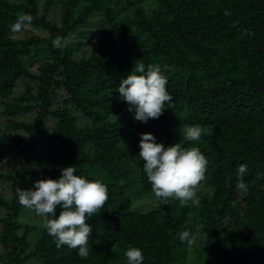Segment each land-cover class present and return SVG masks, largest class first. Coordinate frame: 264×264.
<instances>
[{
	"label": "trees",
	"instance_id": "trees-1",
	"mask_svg": "<svg viewBox=\"0 0 264 264\" xmlns=\"http://www.w3.org/2000/svg\"><path fill=\"white\" fill-rule=\"evenodd\" d=\"M57 5L53 23L46 14ZM23 13L41 32L11 31ZM92 16L97 25L86 31ZM74 33L91 35L65 43ZM93 40L90 53L75 55ZM140 63L161 67L172 96L146 123L117 91ZM192 125L205 130L198 141L179 134ZM144 132L206 156L198 205L173 198L133 207L157 200L138 156ZM241 164L246 194L237 188ZM68 166L108 188L88 220L87 258L58 248L44 217L17 195ZM0 185V264H118L116 244L121 264L130 246L142 250V264H175L187 253L179 235L195 226L200 264H264V0H0Z\"/></svg>",
	"mask_w": 264,
	"mask_h": 264
},
{
	"label": "clouds",
	"instance_id": "clouds-1",
	"mask_svg": "<svg viewBox=\"0 0 264 264\" xmlns=\"http://www.w3.org/2000/svg\"><path fill=\"white\" fill-rule=\"evenodd\" d=\"M225 14L230 13L226 11ZM32 21L31 14H20L12 24L11 31L21 33ZM52 44L57 48L62 47L61 38L57 37ZM167 85L168 78L159 65L145 68L140 63L121 80L117 91L129 105V111L134 109L135 119L146 123L149 119H158L163 114L165 104L172 103ZM178 131L188 141H198L205 134L200 125L181 126ZM139 148L138 156L143 161V171L159 203L166 204L174 198L185 205L199 204L197 190L206 178L208 160L198 147L184 148L180 143L165 147L163 143L156 142L152 133L144 132ZM247 171V165L239 166L237 188L245 194L248 189L243 176ZM75 173V166L65 167L59 178L39 179L34 182L33 188H18L17 195L22 207L44 217V227L55 239L58 248L67 246L69 249H78L77 254L87 258L93 230L88 220L101 213L109 198L108 188L100 180H90ZM58 206L62 210L57 217ZM179 239L191 245L194 238L189 231H184ZM125 255L128 264H142L144 260V254L138 247L130 246Z\"/></svg>",
	"mask_w": 264,
	"mask_h": 264
},
{
	"label": "rangeland",
	"instance_id": "rangeland-1",
	"mask_svg": "<svg viewBox=\"0 0 264 264\" xmlns=\"http://www.w3.org/2000/svg\"><path fill=\"white\" fill-rule=\"evenodd\" d=\"M39 1H40V3H43L44 0H39ZM145 1L147 4L148 3L150 4L153 2V0H145ZM40 13H41V11H39V14ZM59 16H60V6L59 5L50 7L48 13L46 14L47 19L53 23L59 22ZM98 19H99L98 16H92L89 24L87 25V27H84V29L86 31L94 29L97 25ZM35 32H41V29H37L35 27L28 25L23 32L16 33V34L19 36H24V35L32 34ZM90 35H91L90 33H85L83 35L79 34V33H74V34L70 35L68 38H66L64 40V42L70 44L72 42L75 43L78 41H86ZM95 43H96V40H93L91 43L83 46L75 55L79 56L83 52H87V53L89 52L90 53V51H91L92 47H94ZM17 161L12 160L11 166H15L17 164ZM157 205H158V201L156 199L152 198L150 195H147L146 197H142L141 199H138L133 203L134 208L135 207H141L140 208L141 210L150 209V208H153ZM198 228H199V226L193 227V231L191 234V236L194 238L193 243L191 245L187 244V247H186L187 253L185 254L184 257H181L183 260L180 259V261L176 262L175 264H182V262L186 258L188 259L187 260L188 263L185 262L183 264H200V260L202 258V254L204 252L205 246L202 242V236L199 233ZM0 251H2L1 244H0ZM113 257L118 264H121L120 260L122 258V255H121V251H120V246L118 244H116L113 248Z\"/></svg>",
	"mask_w": 264,
	"mask_h": 264
}]
</instances>
